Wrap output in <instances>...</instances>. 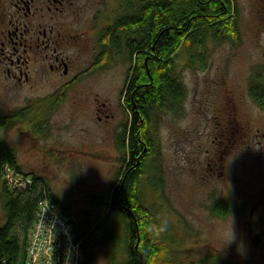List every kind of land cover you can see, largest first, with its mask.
<instances>
[{
	"label": "rangeland",
	"instance_id": "obj_1",
	"mask_svg": "<svg viewBox=\"0 0 264 264\" xmlns=\"http://www.w3.org/2000/svg\"><path fill=\"white\" fill-rule=\"evenodd\" d=\"M78 2L82 10L72 21L87 33L95 30L97 22V29L111 25L125 9L121 0ZM231 2L237 11L240 41L209 43L206 49H199L205 54V64L195 66L188 65L182 48L176 61L187 93L184 112L179 117L155 114L149 125L153 156L146 163L141 198L159 224L167 221L164 233H171L167 245L177 248L168 257L182 264H209L213 254L226 255L228 264L264 261V253L254 242L264 221V110L250 95L252 78L259 74L264 80V0ZM125 52L122 48L110 66L97 71L89 65L88 51L83 69L95 73L89 76L88 88L78 91L84 95L83 103L72 106L76 93L72 90L56 110L41 112L45 123L39 142L47 149L45 153L28 140V134L20 132L25 127L22 123L14 121L0 129L5 144L17 155L20 171L47 184L77 221L84 212H98L100 198L115 190L112 185L116 186L122 174L111 125L95 118L91 94L96 93L99 103L107 105L113 116L111 124H128L124 95L136 55L130 61ZM10 101L0 91V116L15 115L19 106ZM234 104L247 127L225 153L220 144L221 135L226 134L222 117L226 107ZM231 126L228 124V135L236 132ZM217 164L222 165L219 170ZM219 200L231 205L227 217L212 212L211 206ZM4 217L0 201V226ZM177 220L180 223L175 226ZM108 222L91 250L97 255L96 264H123L127 257L124 242L116 249L111 242H103L110 232L123 238L122 224L117 218ZM260 244L264 247V239Z\"/></svg>",
	"mask_w": 264,
	"mask_h": 264
},
{
	"label": "trees",
	"instance_id": "obj_2",
	"mask_svg": "<svg viewBox=\"0 0 264 264\" xmlns=\"http://www.w3.org/2000/svg\"><path fill=\"white\" fill-rule=\"evenodd\" d=\"M121 1L124 12L103 32L100 54L107 61L118 56L122 48L130 61L136 55L124 95V106L129 109L132 123L126 124L119 144V149L125 153L120 159L124 165L129 158L126 153L128 140L130 143L128 172L116 186L112 185V189L115 187L112 193L100 198L97 213L84 212L81 221H77L59 204L50 187L36 176H31L35 184L27 192L17 194L8 187L3 176L5 167L9 165L20 172V165L15 151L0 136V201L5 211V220L0 226V264H26L36 205L42 199L61 205V212L70 216L76 236L82 239L80 264H96L97 255L91 245L103 224L115 218L122 224L124 237L110 232L104 235L103 242H111L115 249L117 244L124 242L127 257L123 264H182L168 257L173 247L167 245L168 239L165 242V233L155 235L149 231L151 225L159 223L141 198L140 185L146 174V163L153 155L149 125L155 114L165 112L179 117L184 112L187 93L176 61L180 50L186 51L189 66L203 65L205 54L200 48L227 40L239 42L237 11L231 0ZM106 66L108 63L101 67ZM262 77L256 74L252 78L250 95L264 109ZM16 118V115L0 116V129ZM213 211L223 218L230 214L225 206H216Z\"/></svg>",
	"mask_w": 264,
	"mask_h": 264
},
{
	"label": "flooded vegetation",
	"instance_id": "obj_3",
	"mask_svg": "<svg viewBox=\"0 0 264 264\" xmlns=\"http://www.w3.org/2000/svg\"><path fill=\"white\" fill-rule=\"evenodd\" d=\"M78 1L0 0V91L7 101L17 102L15 105L19 107L17 110L15 109L17 118L14 121L25 126L20 132L28 134V140L31 139L43 153L47 149L41 147L39 142L40 134L43 133L41 125L45 123L43 122L45 117L41 112L56 110L72 90L76 91L71 100L72 106L77 107L83 103L84 95L78 91L88 88L86 86L89 84V76L95 73H89L83 69L87 63L86 54L88 51L89 54L87 55L92 60L89 65L98 69L97 71L107 68L117 58L116 55L112 60L107 61L100 54L102 52L100 42L103 32L109 30L116 19L111 21V25L108 24V26L100 29H97L99 23L97 22V27L92 28L95 30H91L90 33L85 30L82 31L72 21L75 17H79L82 10L78 6ZM84 8L86 10L85 6ZM99 20L100 18H98ZM107 63L108 66L101 67ZM91 90L95 92L93 88ZM96 96V93L91 94L96 113L95 118L99 121L106 120L111 125V134L114 138L115 149H117L116 157L121 159L125 153L119 149L120 137L125 133L126 125L123 123L111 124L112 115L105 107L107 105L99 103ZM127 110L129 109L127 108ZM261 110L264 109L261 108ZM224 113L222 119L226 123L225 128L223 122L226 134L221 135L222 143L220 144H222V151L227 153L232 144L240 139L246 130L247 122L239 120L236 104L232 105V108L228 105ZM131 118L132 116L128 121L130 125L132 123ZM14 121L11 122L14 123ZM228 124L236 128L234 134L231 132L228 135ZM105 128L108 131L109 127ZM126 149L130 158L129 140ZM129 158L121 169L122 178L128 172L126 169L129 167ZM217 166L219 170L222 165L217 164ZM121 177L118 181L122 180ZM164 206L168 208L167 202L164 203ZM216 206H225L231 212V205L228 201L214 202L211 206L214 215L216 214L213 210ZM172 213L173 216H178L176 211ZM216 216L223 218L220 215ZM178 223H180L179 220L174 225L176 226ZM168 229L170 228L168 227ZM170 234L169 232L165 233L168 240ZM261 238L264 239L263 230L255 236L254 242L259 246V251L264 253V247L260 244ZM173 250H177V248H173ZM208 260L209 264L229 263L226 255L221 257L220 254H213L209 256Z\"/></svg>",
	"mask_w": 264,
	"mask_h": 264
},
{
	"label": "built area",
	"instance_id": "obj_4",
	"mask_svg": "<svg viewBox=\"0 0 264 264\" xmlns=\"http://www.w3.org/2000/svg\"><path fill=\"white\" fill-rule=\"evenodd\" d=\"M3 176L8 187L17 194L34 188L31 175L12 166L5 167ZM36 206L26 248V264H80L82 239L76 236L70 216L63 214L49 199L40 200Z\"/></svg>",
	"mask_w": 264,
	"mask_h": 264
},
{
	"label": "clouds",
	"instance_id": "obj_5",
	"mask_svg": "<svg viewBox=\"0 0 264 264\" xmlns=\"http://www.w3.org/2000/svg\"><path fill=\"white\" fill-rule=\"evenodd\" d=\"M166 229L167 221H161L159 225H151L149 231L153 232L155 235H159L160 233L166 231Z\"/></svg>",
	"mask_w": 264,
	"mask_h": 264
}]
</instances>
